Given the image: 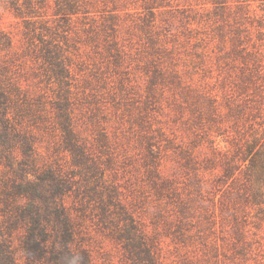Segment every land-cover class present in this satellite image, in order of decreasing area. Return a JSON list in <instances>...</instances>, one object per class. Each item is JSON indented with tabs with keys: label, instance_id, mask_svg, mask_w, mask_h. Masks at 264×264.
I'll return each mask as SVG.
<instances>
[{
	"label": "rangeland",
	"instance_id": "1",
	"mask_svg": "<svg viewBox=\"0 0 264 264\" xmlns=\"http://www.w3.org/2000/svg\"><path fill=\"white\" fill-rule=\"evenodd\" d=\"M26 185L90 264H264V0H0V245Z\"/></svg>",
	"mask_w": 264,
	"mask_h": 264
},
{
	"label": "trees",
	"instance_id": "2",
	"mask_svg": "<svg viewBox=\"0 0 264 264\" xmlns=\"http://www.w3.org/2000/svg\"><path fill=\"white\" fill-rule=\"evenodd\" d=\"M47 177L54 179L51 175ZM18 191L27 197L24 205L16 206L19 217L27 219L24 223L25 233L13 247L0 245V264H90L77 241V231L64 205L52 201L53 205L46 204V210L40 214L33 202V199L41 197L37 189L33 185H26L18 187ZM57 193L52 190V199ZM123 221L124 239L132 241L134 248L143 250L149 264H155L145 245L143 232L131 219L124 217Z\"/></svg>",
	"mask_w": 264,
	"mask_h": 264
}]
</instances>
